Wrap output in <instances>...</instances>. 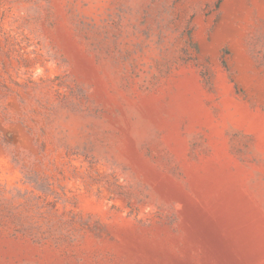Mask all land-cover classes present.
<instances>
[{
	"label": "rangeland",
	"instance_id": "374dc122",
	"mask_svg": "<svg viewBox=\"0 0 264 264\" xmlns=\"http://www.w3.org/2000/svg\"><path fill=\"white\" fill-rule=\"evenodd\" d=\"M0 264H264V0H0Z\"/></svg>",
	"mask_w": 264,
	"mask_h": 264
}]
</instances>
